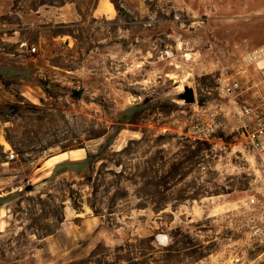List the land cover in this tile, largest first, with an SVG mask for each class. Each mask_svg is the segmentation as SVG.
Listing matches in <instances>:
<instances>
[{"label": "rangeland", "instance_id": "rangeland-1", "mask_svg": "<svg viewBox=\"0 0 264 264\" xmlns=\"http://www.w3.org/2000/svg\"><path fill=\"white\" fill-rule=\"evenodd\" d=\"M12 1L0 18V264H264V186L234 108L263 109L264 78L241 56L264 37V0H109L113 20L91 17L98 0ZM67 4L79 22L21 19ZM233 81L242 93L225 95ZM220 194L236 207L219 220L184 208Z\"/></svg>", "mask_w": 264, "mask_h": 264}, {"label": "crops", "instance_id": "crops-1", "mask_svg": "<svg viewBox=\"0 0 264 264\" xmlns=\"http://www.w3.org/2000/svg\"><path fill=\"white\" fill-rule=\"evenodd\" d=\"M13 8H14V3L12 0H0V18L3 16H6L8 14H11L14 11ZM115 16H116L115 8L109 0H98L96 2L95 8L91 12V17H93V18H106L109 20H113L115 18ZM81 18H82L81 14L77 11V8L73 4H67L63 7L56 8V9L38 8L36 11H33L32 13H28L25 16L21 17L24 24H32V25L33 24H43L48 20H53V21L58 22V23H73V22L76 23V22H79ZM0 31H3V28H0ZM0 35H3V34H0ZM59 38H61V40H63V43H66L68 47L75 44L74 40L70 39L66 35H63L61 37L59 36ZM1 40H6V39L1 38ZM8 40H12V38L11 39L9 38ZM255 41L258 43H256L253 47H251V49H248L245 52L258 47L260 43L264 44V37H262L258 40H255ZM23 43L21 44V46L25 47V46H23ZM31 47H35L36 52H37L36 46H31ZM25 48L27 49V51H29V53H31L29 48H27V47H25ZM107 50L113 51V47L111 49L106 48V51ZM105 54H107V53H105ZM255 67H256V69L259 70L260 74L263 76V74H264V61H262L261 63H259ZM244 71H246V70H244ZM94 74H98V73H94ZM237 82H239V81H237ZM241 91L239 94L242 93ZM262 97H263V95H262ZM247 102H248L247 100H243L242 103H240L238 101L235 102V104H236V105H234L235 113L237 111L238 105L246 104ZM262 108L263 109L259 112L256 108L252 107V109L254 111V115L264 118V103L263 102H262ZM252 152H253V155H252L251 161H252V167L254 169V174L256 176L257 181H259L264 186V179L262 177H260V175L256 171L255 153L253 150H252ZM72 154L73 153H70V152L61 153L59 155L52 157L50 160L47 161V163L48 164H50L51 162L57 163V162H61V161L70 159V158H72ZM230 198H231L230 194H220L219 196L199 200L196 202V204H194V203L193 204L188 203V205L185 204L184 208L186 210H189L190 212H195V213L203 212V214L206 215L205 218L218 219L219 220L221 217H224L230 209L236 207V203L232 202L230 200ZM252 198H256V197L251 196L250 200ZM250 200H248L246 205L257 206V204H258L257 201L254 204H251ZM65 215H66V217H65V222H66L68 220V213L66 210H65ZM259 229L264 231L263 228H257L256 231Z\"/></svg>", "mask_w": 264, "mask_h": 264}, {"label": "built area", "instance_id": "built-area-1", "mask_svg": "<svg viewBox=\"0 0 264 264\" xmlns=\"http://www.w3.org/2000/svg\"><path fill=\"white\" fill-rule=\"evenodd\" d=\"M23 46L29 48L31 53L36 52V48L29 47L27 43H23ZM165 54L168 57H172L173 55L170 51H165ZM262 61H264V44L243 53L241 56V66L244 69L255 67ZM239 91H241V85L237 81L231 82L223 87L225 95H232ZM262 100L264 103V95ZM236 116L239 122L238 131L254 151L256 171L264 179V118L255 116L252 107L248 104L238 105ZM9 158L14 159L15 155L12 153ZM255 202V198L250 200L251 204ZM256 234L263 236L264 231L259 229L256 231Z\"/></svg>", "mask_w": 264, "mask_h": 264}, {"label": "water", "instance_id": "water-1", "mask_svg": "<svg viewBox=\"0 0 264 264\" xmlns=\"http://www.w3.org/2000/svg\"><path fill=\"white\" fill-rule=\"evenodd\" d=\"M180 99L184 100L187 103H194L195 102V96L193 89L189 87H185L184 92L180 94ZM165 237H162V240L165 241Z\"/></svg>", "mask_w": 264, "mask_h": 264}, {"label": "trees", "instance_id": "trees-1", "mask_svg": "<svg viewBox=\"0 0 264 264\" xmlns=\"http://www.w3.org/2000/svg\"><path fill=\"white\" fill-rule=\"evenodd\" d=\"M19 106H20V105H16L15 107H16V108H19Z\"/></svg>", "mask_w": 264, "mask_h": 264}]
</instances>
